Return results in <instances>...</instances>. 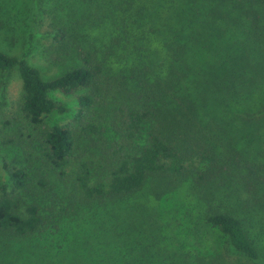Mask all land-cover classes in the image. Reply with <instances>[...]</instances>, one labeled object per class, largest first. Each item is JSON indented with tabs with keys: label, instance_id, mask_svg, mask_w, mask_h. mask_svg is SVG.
<instances>
[{
	"label": "trees",
	"instance_id": "obj_1",
	"mask_svg": "<svg viewBox=\"0 0 264 264\" xmlns=\"http://www.w3.org/2000/svg\"><path fill=\"white\" fill-rule=\"evenodd\" d=\"M67 1L61 72L0 48V264H264V0Z\"/></svg>",
	"mask_w": 264,
	"mask_h": 264
},
{
	"label": "rangeland",
	"instance_id": "obj_2",
	"mask_svg": "<svg viewBox=\"0 0 264 264\" xmlns=\"http://www.w3.org/2000/svg\"><path fill=\"white\" fill-rule=\"evenodd\" d=\"M63 1L64 0H0V48L3 51L16 55L21 54L22 51L29 48L31 61L39 66L46 75L61 72L62 69L58 65L51 64V61H48L47 57H52L55 52L56 43L54 41V34L56 27L59 26L64 19L70 20L69 15L66 17H59V12L62 13V11L54 6L55 2L61 3L65 6V11L69 10L70 8L67 4L69 5L70 1ZM81 4H86L87 6V0H83ZM69 12L74 14L75 11ZM82 15H80V17H82ZM19 88L20 80L18 76L14 74L10 79L7 89L0 92V108L3 111L8 112L11 110L7 109L12 107L13 100L19 93ZM52 95L60 102L66 104L69 109L68 112L64 114L50 115L47 121L49 123H64L68 121L76 105L74 96L65 95L61 92H53ZM253 132L259 133L254 136V139L257 141V146L254 148L250 147L252 151H248L246 156L249 157L248 154H253L254 161L264 163V123H260V121L256 122V127ZM2 154L3 152H0V179L3 180L6 178V170L3 166ZM239 187L243 186L239 184ZM256 196H252L251 198H256ZM247 206L248 203L245 205L243 204L237 213L243 216L241 211H244ZM254 213L256 215L250 214L249 218L252 216L255 219H253L254 221L252 224L249 222L247 228L254 244L264 258V221L262 220L264 217V209L261 210L257 208L254 210ZM212 236L214 241L213 249L219 250L229 263L253 264L243 255L237 254L229 249L224 238H221L218 232L214 231Z\"/></svg>",
	"mask_w": 264,
	"mask_h": 264
}]
</instances>
